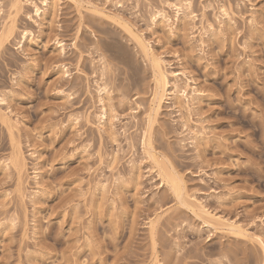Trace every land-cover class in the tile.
Segmentation results:
<instances>
[{"label":"rangeland","instance_id":"1","mask_svg":"<svg viewBox=\"0 0 264 264\" xmlns=\"http://www.w3.org/2000/svg\"><path fill=\"white\" fill-rule=\"evenodd\" d=\"M263 261L264 0H0V264Z\"/></svg>","mask_w":264,"mask_h":264},{"label":"bare ground","instance_id":"2","mask_svg":"<svg viewBox=\"0 0 264 264\" xmlns=\"http://www.w3.org/2000/svg\"><path fill=\"white\" fill-rule=\"evenodd\" d=\"M88 6H89V8L91 10H93V11H95L97 13L105 14V11L102 8H100L99 6H97V5H95V4L91 3V2H88ZM126 26L128 28V31L130 32V34L137 40L138 44L141 45V47L144 50L146 56L150 59V61L152 63L153 71H154V74H155V82H156L155 91L153 93V97H152V100H151L152 105H153L152 106V112H151V115H149L150 119H152L159 112V110H160V108L162 106V103H163V101H164V99L166 97V94H167V79H166L165 70L162 67L160 59L151 50V48L149 47L148 43L143 38V36L138 31H136L132 26H130L128 24ZM148 143H150V146L153 148L152 142L149 141ZM15 148H16L15 149V156H14L13 161L12 160L11 161L17 167H20V166H22V163H23V153L21 151L20 146H16L15 145ZM159 165H160V163H159ZM162 165H160V168H159L160 172H161L160 174L162 175L161 177L164 180H166L165 181L166 183L168 182V184L171 185L169 187L170 188L172 187L173 192L176 194V196L178 198H184V195L187 192L186 191V182H185L184 178L180 175V173H178V171L173 166H168V165L167 166H162ZM164 165H166V164H164ZM180 200H183V199H180ZM184 203L188 204L187 202H185V198H184ZM212 217H215V216L212 215ZM215 220L220 221V223L222 225H225L229 229L238 230L239 233H245V231H246L241 226H239V225H237V224H235L233 222H230V221L229 222L228 221H224L220 217H215Z\"/></svg>","mask_w":264,"mask_h":264}]
</instances>
